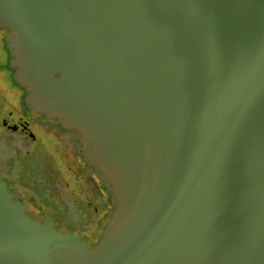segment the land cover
I'll return each mask as SVG.
<instances>
[{
	"label": "water",
	"instance_id": "95a60500",
	"mask_svg": "<svg viewBox=\"0 0 264 264\" xmlns=\"http://www.w3.org/2000/svg\"><path fill=\"white\" fill-rule=\"evenodd\" d=\"M0 27L114 197L88 246L0 178V264H264V0H0Z\"/></svg>",
	"mask_w": 264,
	"mask_h": 264
},
{
	"label": "flooded vegetation",
	"instance_id": "af4514ba",
	"mask_svg": "<svg viewBox=\"0 0 264 264\" xmlns=\"http://www.w3.org/2000/svg\"><path fill=\"white\" fill-rule=\"evenodd\" d=\"M4 35L5 30L0 27V134L4 131H11L16 141L30 145V147L23 153L22 157L17 159L19 166L16 170L15 180L10 177L5 179L0 176V178L6 182V190L11 194L12 200L24 203L26 205L25 213L28 214L29 210L35 211L41 216L32 217L28 215L31 218L41 220L43 217L51 216L46 213L40 214L41 211L45 212L46 210H43L44 203L36 201L34 198V191L41 192L49 201L56 199L60 202L62 201L61 198L47 179L48 172L51 167L59 168L64 177L75 172L74 181L80 187V191L73 201L77 208L83 209L84 175H86V169H91L84 162V154L77 141V136L72 131L61 128L56 118H47L43 113H36L29 108V110L23 109L22 101H24L26 90L11 79L12 69L8 66L10 55L4 41ZM4 109L8 110L4 111ZM8 141L11 142V138ZM30 163L42 172L41 183H37L29 173L28 166ZM99 179H97V187L103 192ZM13 183L28 190L29 193L16 194ZM63 187L65 188L64 185ZM88 246L92 245L88 242Z\"/></svg>",
	"mask_w": 264,
	"mask_h": 264
},
{
	"label": "rangeland",
	"instance_id": "374dc122",
	"mask_svg": "<svg viewBox=\"0 0 264 264\" xmlns=\"http://www.w3.org/2000/svg\"><path fill=\"white\" fill-rule=\"evenodd\" d=\"M8 109H4L7 111ZM11 138V142L8 139ZM14 143V144H13ZM30 145H25L16 141L11 131H4L0 134V176L8 179V177L16 178V170L18 165L17 159L22 157L23 153L29 149ZM33 164H29L28 171L37 183L40 177ZM49 183L54 186L55 192L62 201H49L41 194L34 191L33 195L36 201L44 203L45 212L40 214H50V218L55 228H64L73 233L78 234L93 245L100 237L103 223L106 221L111 209L113 208L114 197L111 196L106 202V194L97 187L98 176L96 170H85L84 175V208H77L73 201L75 196L79 195L80 187L74 181L75 172L65 176L59 168L51 167L48 172ZM73 178V179H72ZM59 182V183H57ZM61 182V183H60ZM41 183V182H40ZM65 186V188L63 187ZM16 194L29 193L28 190L22 189L19 185L13 183ZM69 188V190H68ZM77 194V195H76ZM103 197V198H102ZM92 199V201H91ZM75 200V199H74ZM66 206V208H64ZM28 214L32 217H40L35 211L29 210ZM105 220V221H104Z\"/></svg>",
	"mask_w": 264,
	"mask_h": 264
},
{
	"label": "trees",
	"instance_id": "16d2710c",
	"mask_svg": "<svg viewBox=\"0 0 264 264\" xmlns=\"http://www.w3.org/2000/svg\"><path fill=\"white\" fill-rule=\"evenodd\" d=\"M22 104H23V109H24V110H29V109L26 107L24 101H22ZM84 162H85V164L87 165V167H89L91 170L94 171L95 167L89 165V164L86 162L85 159H84ZM35 170H37V172H38V174H39V177H41L42 172H41L40 170L36 169V168H35ZM98 179H99V178H98ZM99 181H100V183H101V188L103 189L104 193L106 194V199H105V201L107 202V201L109 200V198L112 196V194L106 189V187H105V185H104V182H103L101 179H99ZM91 201H92V200H91ZM92 202H93V201H92ZM106 219H107V218H106ZM104 221H105V220H104Z\"/></svg>",
	"mask_w": 264,
	"mask_h": 264
}]
</instances>
